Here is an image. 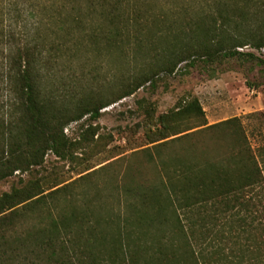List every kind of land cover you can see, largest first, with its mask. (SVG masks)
<instances>
[{"label": "trees", "instance_id": "obj_1", "mask_svg": "<svg viewBox=\"0 0 264 264\" xmlns=\"http://www.w3.org/2000/svg\"><path fill=\"white\" fill-rule=\"evenodd\" d=\"M89 9L99 11L104 24L86 35L107 45L124 48L150 25L135 18L140 10L131 0H90ZM196 14L176 27L167 23L160 68L128 79L112 97L71 101L49 79L65 52L52 46L45 52L25 40L11 44L15 34L0 27V46L9 50L2 75L12 94L0 118V181L28 173L0 194V264H264V145L256 153L239 117L208 124L198 97L158 115L140 104L144 118L136 127L151 146L134 152L146 154L159 172L155 180H141L127 168L113 187L118 209L101 201V189L89 196L84 184L77 191L96 165L71 181L39 176L49 152L73 161L103 138L90 124L73 140L65 133L68 124L87 114L98 119L103 107L148 82L155 87L161 72L224 57L264 67L258 52L264 0H204ZM244 46L249 50H238Z\"/></svg>", "mask_w": 264, "mask_h": 264}, {"label": "rangeland", "instance_id": "obj_2", "mask_svg": "<svg viewBox=\"0 0 264 264\" xmlns=\"http://www.w3.org/2000/svg\"><path fill=\"white\" fill-rule=\"evenodd\" d=\"M89 2L0 0V27L15 34L9 40L11 44L25 40L43 45L45 52L52 46L58 53V48L66 53L58 58V62H53L54 72L49 79L55 78L69 101L90 96L112 97L132 77L160 68L166 47L167 23L176 27L184 18H196L198 7L204 0H131L141 14L135 13V18L150 25L142 28L141 36L128 41L124 48L119 42L107 45L99 37L88 39L86 34L89 31L98 28V23L104 24L99 11L89 9ZM154 17L159 22L156 26L152 22ZM4 47L0 46V118L6 115L12 99L2 75L7 68L9 52ZM187 62H182L173 74L161 72L157 75L155 87L148 82L133 95L103 107L98 119L93 120L87 114L68 124L65 133L73 140L80 139L83 129L90 124L99 127L103 138L89 148L79 150L73 161L59 159L49 152L39 176L44 175L50 181H71L88 172H85L86 165H96L89 171L99 169L86 183L77 184L76 189L80 191L86 184L92 189H89V196L101 189L104 196L101 201L107 208L118 209L122 204L119 196L113 194V187L120 182L127 168L133 167L137 179L141 180H155L159 172L153 163L148 162L146 154L134 152L151 146L145 145L143 129L136 127L144 118L140 104L155 107V115H158L190 96L200 100L208 124L239 117L259 154V147L264 145V67L256 60L236 57H224L210 63L197 60L193 66H188ZM168 152L166 150L165 156L169 155ZM104 164L107 166L100 168ZM81 171L83 173L79 175ZM27 176V172L21 174L17 171L12 177L0 181V194Z\"/></svg>", "mask_w": 264, "mask_h": 264}, {"label": "built area", "instance_id": "obj_3", "mask_svg": "<svg viewBox=\"0 0 264 264\" xmlns=\"http://www.w3.org/2000/svg\"><path fill=\"white\" fill-rule=\"evenodd\" d=\"M238 50L245 51V50H249V48H247V47L246 48L241 47V48H238ZM258 52H259V54L264 55V47L261 48L260 50H258Z\"/></svg>", "mask_w": 264, "mask_h": 264}]
</instances>
